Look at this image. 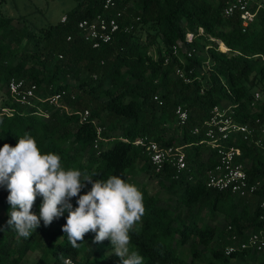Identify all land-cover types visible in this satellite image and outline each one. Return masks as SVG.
I'll return each mask as SVG.
<instances>
[{"label":"trees","instance_id":"1","mask_svg":"<svg viewBox=\"0 0 264 264\" xmlns=\"http://www.w3.org/2000/svg\"><path fill=\"white\" fill-rule=\"evenodd\" d=\"M75 1L63 14L64 21L37 30L23 22L12 25L14 18L0 10V95L5 96L0 102V148L14 147L19 138L30 135L43 154L59 155L66 170L95 173L94 180L118 175L129 182L137 172L153 177L160 191L150 192L146 179L136 184L145 214L130 231V251H137L143 264H241L248 259L264 264V249L224 253L232 235L243 239L264 229L259 218L264 202V138L255 143L264 127V100L255 109L250 106L254 92L250 89L264 82V9L243 27L237 14H223L227 0H114L106 14L121 13L120 30L110 42L92 48L77 23L103 12L104 0ZM129 25L132 28L125 30ZM188 33L193 34L191 41L186 40ZM157 39L161 45L152 51ZM176 67L188 82L175 75ZM10 77L36 85L41 99L37 105L48 112L47 117L11 98ZM61 91L65 94L60 106L49 104L46 98ZM154 94L160 95L161 105ZM217 104L232 105L240 123L252 121L251 136L234 134L226 144L240 147L237 161L249 181L259 182L253 194L239 197L206 187L205 173L217 161L216 149L191 128L201 125ZM177 105L188 113L183 125L174 114ZM84 110L88 119L80 121L78 112ZM141 136L160 145H184L187 168L177 178L166 164L155 172L145 145L135 144ZM90 189L89 184L80 195ZM8 195L6 186L0 185V203L7 214L0 220V264H20L33 251H40L41 260L49 257V264H62L66 257L76 264H120L110 240L92 249L91 231L73 248L62 231L67 211L54 219V225L45 227L41 221L28 238L19 237L7 227ZM42 199L38 195L33 205L36 215ZM77 199L71 200L73 208ZM232 258L240 261L230 262Z\"/></svg>","mask_w":264,"mask_h":264},{"label":"clouds","instance_id":"2","mask_svg":"<svg viewBox=\"0 0 264 264\" xmlns=\"http://www.w3.org/2000/svg\"><path fill=\"white\" fill-rule=\"evenodd\" d=\"M95 175L66 170L59 155L43 154L30 135L19 138L14 147L4 144L0 148V185L9 192L7 227L28 238L41 221L48 227L67 211L62 231L73 248H78V241L91 231L95 234L93 243L110 240L120 264H143L144 258L129 247L130 231L145 214L142 193L118 175L106 181L94 180ZM89 184L91 189L80 195ZM38 195L43 199L36 215L32 209ZM74 197H78L75 208L71 203Z\"/></svg>","mask_w":264,"mask_h":264},{"label":"built area","instance_id":"3","mask_svg":"<svg viewBox=\"0 0 264 264\" xmlns=\"http://www.w3.org/2000/svg\"><path fill=\"white\" fill-rule=\"evenodd\" d=\"M114 5V0H104L102 4L103 12L78 21L77 27L83 40L90 43L92 48H99L102 44L110 42L120 30L118 17L121 16V13L117 12L116 15L106 14V11L113 8ZM258 9H264V0H227L222 12L225 16L237 14L242 21V26L245 27L252 20ZM64 19L65 15H62L60 20L64 21ZM130 28H132V25L124 27L125 30ZM199 33H202V28H199ZM192 38L193 34L188 33L186 40L191 41ZM173 51L175 52V50ZM190 54L191 51H187V55ZM165 62H167V58ZM174 73L183 78L184 81H189V78L181 68L176 67ZM7 86L14 101L27 108L36 107L38 114L45 117L48 116V112L37 105V101L41 99L36 95V85L34 83L27 82L23 78L10 77ZM64 94L65 91L57 92L47 97L46 100L51 105L60 106L59 102ZM153 99L159 105L162 104L159 94H154ZM259 100H261L260 93L254 91L250 106L255 109ZM62 108L66 112L68 111V107L65 104H62ZM5 111L8 112V109H5ZM78 114L80 115V121L88 119V110L79 111ZM174 114L179 124H185L188 113L181 105H177L174 108ZM235 116L236 112L232 105H214L207 119L201 125L192 127L191 131L194 134L202 133L205 138L204 141L216 149L217 161L205 173L206 187L217 191H229L231 194L244 197L253 194L258 188L259 182L249 181L242 162L237 161V157L241 153L240 147L227 145L226 142L229 136L234 134L247 138V136L252 135L254 128L252 127L251 120L240 123L236 121ZM258 121L259 119L255 120V122ZM100 132L101 127H97V134L99 135ZM259 133L260 137L255 141L256 144H261L264 138V127L260 129ZM135 144L145 145V150L155 172H160L166 164L174 169V177L177 178L187 168V161L183 150L184 145H160L147 136L138 137L135 140ZM94 146H97V139ZM189 179H191V176H189ZM260 207L262 212L259 218L264 220V202H261ZM262 249H264V229L251 232L243 239H238L236 235H232V243L224 247V253L230 255L242 250L261 251ZM64 261H68V264H76L75 260L70 257L64 258L62 264H64Z\"/></svg>","mask_w":264,"mask_h":264},{"label":"rangeland","instance_id":"4","mask_svg":"<svg viewBox=\"0 0 264 264\" xmlns=\"http://www.w3.org/2000/svg\"><path fill=\"white\" fill-rule=\"evenodd\" d=\"M76 4L77 2L75 0H5L4 2L0 3V10L4 15L14 18L12 25L18 26L23 22L29 29L37 30L40 27L58 22L60 17L71 8H73ZM145 31H147V27H145L141 32L142 36H144ZM157 43L158 44H156V46L152 48V51L155 50L157 46L160 47L161 42L159 39H157ZM250 91H258L260 93L261 99L264 100V82L263 86H260V84H258L255 87L251 88ZM4 97V95H0V102ZM7 114H9V109ZM110 144H112V142ZM145 179L147 180L148 189L150 192L161 190L153 177L147 178L145 175L139 172L131 176L128 183L133 184L135 182L136 186L138 182L145 181ZM162 196H164V194ZM6 215V211L3 209L2 204L0 203V220L3 221ZM54 224L55 223H53V225ZM85 237H90V233H86ZM95 247L96 243L93 244L92 249H95ZM109 253L110 252L108 251L107 254L109 255ZM40 254V251L28 252L24 259L20 262V264H49V262L51 261L50 258L46 257L44 260H41ZM238 261L240 260L236 258H232L230 260V262L235 263H237ZM246 262L241 261L240 263L257 264V261H252L250 259L246 260ZM195 264L206 263L197 261L195 262Z\"/></svg>","mask_w":264,"mask_h":264},{"label":"bare ground","instance_id":"5","mask_svg":"<svg viewBox=\"0 0 264 264\" xmlns=\"http://www.w3.org/2000/svg\"><path fill=\"white\" fill-rule=\"evenodd\" d=\"M221 45H222V43L220 44V48H221ZM224 49H225V47H224ZM224 49H223V50H224Z\"/></svg>","mask_w":264,"mask_h":264}]
</instances>
